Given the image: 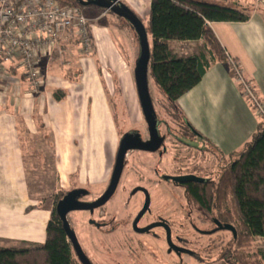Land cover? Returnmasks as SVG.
I'll use <instances>...</instances> for the list:
<instances>
[{
  "label": "crops",
  "instance_id": "0c3cea01",
  "mask_svg": "<svg viewBox=\"0 0 264 264\" xmlns=\"http://www.w3.org/2000/svg\"><path fill=\"white\" fill-rule=\"evenodd\" d=\"M119 3L133 12L142 24L143 20L148 21L151 0H119ZM238 6L243 9L240 4ZM110 15L119 19L115 14ZM209 27L226 54L236 60L242 76L251 83L264 104V12H249V20L244 23H209ZM112 30L113 27L107 25L100 29L93 27L95 53L92 56L76 55L73 58L75 65L60 73L47 69L45 87L38 94L28 92L27 81L20 70L11 68L9 76L2 81L0 249L23 250L41 246L50 219V210L30 204L22 135L34 137L47 131L60 188L75 186L72 191L87 193L90 188L92 193L107 189L121 140H118L105 90L106 82L114 88L112 76H115L124 97L128 95L134 100L137 95L134 72L128 65L123 67L120 63V52L109 35ZM167 45L170 55L177 59L203 56L210 62L199 84L181 96L174 106L190 128L192 137L214 151L226 166L253 138L260 117L244 97L228 67L211 60L203 41H170ZM55 64L58 68L53 71H58L59 62ZM65 71L66 76L62 77ZM110 71L108 78L105 72L109 75ZM55 90H63L65 98L55 101L52 98Z\"/></svg>",
  "mask_w": 264,
  "mask_h": 264
},
{
  "label": "rangeland",
  "instance_id": "374dc122",
  "mask_svg": "<svg viewBox=\"0 0 264 264\" xmlns=\"http://www.w3.org/2000/svg\"><path fill=\"white\" fill-rule=\"evenodd\" d=\"M61 1L79 7L84 17L89 20L92 47L88 52L81 53L77 42L73 38H69L68 42L65 41L62 44L64 49L62 57L51 56L47 63H41L42 75H47V69L56 73L65 70L64 68L71 69L75 65L74 57L82 54L92 56L93 52L95 53L92 29L93 27L100 29L103 25L114 29L109 32V35L120 52L122 66L128 65L129 69L135 71L140 56V43L135 29L125 18L119 17L116 20L115 17L110 15L113 14L111 12L108 13L101 9L85 6V3L91 0ZM235 1L242 6V11H246V8H248L247 10L252 12L256 10L264 12V9L259 7L260 5L255 0ZM213 2L214 0H212ZM215 3L227 5L220 1ZM146 21L143 20L145 27H147ZM94 34L96 35L97 32H94ZM147 38L150 41L148 35ZM56 61L59 62L60 69L53 71L54 68H58L55 64ZM66 73L65 71L60 75L62 77L63 75L66 76ZM111 73L112 71L108 75L105 72L108 78ZM112 77L115 84L114 88L110 86L109 82H106L108 89L104 88L114 115L118 140L126 136H132L141 141H147L149 139L147 125L137 95L135 94L134 100L128 95L124 97L121 88H119V82L115 76ZM42 86L41 91L45 87V80ZM148 89L154 113L155 130L158 136L163 139L161 148L155 153L129 152L122 165L114 194L102 208L94 210L92 214L87 211H74L68 214L69 228L74 234L81 251L90 261L93 260L95 264L105 262L104 258L101 259L100 253L104 248L112 247V241L104 238L101 234L103 230L99 229L98 231L96 227L90 224L91 219L97 222L104 218V222H113L115 226L123 218L134 217L144 206V195L140 192L133 193L134 190L140 188L146 191L149 200V208L141 225L163 221L170 224L173 233L183 235L185 239L183 247L187 250V253L182 257L184 264H226L224 261H220L219 257L229 247L231 233L229 231H216L211 235H206L214 229L210 223V217L190 209L185 199V189L173 184L172 180L177 176L192 174L196 178L217 181L226 167L225 163H222L220 157L214 151L204 144L198 143L192 137L182 123L180 116L169 107V103L166 102L149 74ZM22 136L25 177L30 204L40 209H48L51 212L61 195L76 188L75 186L67 189L59 187L55 177L54 157L47 131H42L34 137L26 134ZM109 148L110 146L107 144L106 149L109 150ZM116 156L117 151L115 158ZM115 158L113 163H115ZM90 191L85 192L86 196L80 201L81 203L90 204L104 193V191L92 193L91 188ZM198 216L206 222H200ZM109 229L107 228L105 231L109 232ZM127 229L125 231H128ZM160 233L159 230L153 232L159 237ZM173 241H175V237H173ZM157 243L163 251L166 250L162 242ZM113 246L115 247V245ZM32 248L29 247L28 249ZM249 248L252 252L261 251L264 253V240L255 239ZM173 257L169 256L168 259L174 260Z\"/></svg>",
  "mask_w": 264,
  "mask_h": 264
},
{
  "label": "trees",
  "instance_id": "16d2710c",
  "mask_svg": "<svg viewBox=\"0 0 264 264\" xmlns=\"http://www.w3.org/2000/svg\"><path fill=\"white\" fill-rule=\"evenodd\" d=\"M56 1L75 7L68 2ZM216 1L227 5L208 0H151L147 27L143 25L150 37L149 74L169 107L178 115L175 102L199 84L210 62L203 56L185 59L172 57L168 42L203 41L211 60L226 65L230 75L235 78L229 65L230 57L216 39L209 23H244L249 20L251 10L242 11L235 0ZM257 1L264 8V0ZM91 7L101 9L94 5ZM232 61L236 62L234 59ZM246 83L254 97L262 103L251 83ZM65 95L63 90L52 92V98L57 102L63 100ZM252 108L255 110L254 106ZM181 121L190 131L187 123L183 119ZM175 185L185 189V199L190 209L234 229L235 236L231 234L229 247L219 257L220 261L226 264H264V253L252 252L249 248L255 239L264 240V118L260 117L253 138L234 161L226 165L217 181ZM67 194L61 195L50 212L45 242L32 249H0V264H73L66 233L56 212V204ZM198 219L206 222L200 216Z\"/></svg>",
  "mask_w": 264,
  "mask_h": 264
},
{
  "label": "built area",
  "instance_id": "2783aa9c",
  "mask_svg": "<svg viewBox=\"0 0 264 264\" xmlns=\"http://www.w3.org/2000/svg\"><path fill=\"white\" fill-rule=\"evenodd\" d=\"M77 42L81 53L91 49L89 20L79 7L56 0H0V85L14 68L22 71L30 94H38L44 83L41 63L53 54L62 57L63 43ZM229 65L244 97L264 118V104L253 95L237 62Z\"/></svg>",
  "mask_w": 264,
  "mask_h": 264
},
{
  "label": "water",
  "instance_id": "95a60500",
  "mask_svg": "<svg viewBox=\"0 0 264 264\" xmlns=\"http://www.w3.org/2000/svg\"><path fill=\"white\" fill-rule=\"evenodd\" d=\"M85 5L87 6L94 5L96 7L103 9L104 11L107 12L109 11L113 14H116L119 17L125 18L133 26V28L137 33L140 43L139 44L140 56L135 66L134 80H135L137 97L140 104L141 112L147 125L149 139L146 142H143L137 137L134 138L132 136H126L121 139L108 187L103 193V195L100 196L95 202L91 204L79 203L77 201V198L80 195H85L86 193L84 191H77V190L69 192L61 201L58 202L56 206L57 214L61 220L67 238L72 242L74 249L76 250L77 253L80 254V257H82L80 249L77 245L74 234L71 232L69 228V224L67 221L68 214L74 211H86V210L92 211L93 209L103 206L106 203V201L114 194L116 190L121 173V168L128 152L143 151L148 153H155L161 148L163 142V139L158 136L154 125V113H153L152 103L148 89V69H149V59H150V48L148 44L147 34L142 22L136 16H134L133 12H131L128 8L120 4L119 0H112V1L91 0L88 3H85ZM172 180L174 183H178V184L204 181L202 179L189 175L174 177ZM137 191L145 192L143 189L138 188L134 190L133 193H136ZM147 209H148V199L146 201L144 208L138 215V219L147 211ZM215 225L218 230L229 231L233 236H235V231L231 226H227V225L223 226L216 221H215ZM150 228H147L142 231H147Z\"/></svg>",
  "mask_w": 264,
  "mask_h": 264
},
{
  "label": "flooded vegetation",
  "instance_id": "af4514ba",
  "mask_svg": "<svg viewBox=\"0 0 264 264\" xmlns=\"http://www.w3.org/2000/svg\"><path fill=\"white\" fill-rule=\"evenodd\" d=\"M143 142H146V141H143ZM182 176H187V175H182ZM189 176H193V175L190 174ZM177 177H180V176H177ZM202 180L208 181L205 179H202ZM173 184H176V183H173ZM137 192H140L144 195V198H145L144 206H145L146 201L148 199L147 193H145L146 191L145 192L137 191ZM85 196L86 195H80L77 198V201L81 203L80 201ZM102 207L103 206L99 208H102ZM99 208H96V209H99ZM148 208H149V200H148ZM96 209H93L92 211H89V210H86V211L92 214L94 210ZM142 209L140 210V212L142 211ZM140 212H138V214L135 215L134 217L123 218L119 220L115 224V226L113 222H109V223L104 222L103 221L104 218L100 219L97 222L91 219L90 224L93 227H96L98 231L99 229L103 230L101 234L104 236V238L106 240L112 241L111 243L112 247L108 248L109 247L108 246L104 248L100 253L101 259L104 258L105 260V262H102L101 264H184V260L182 259V257L184 256L185 253H187V250L183 247L184 240H185L184 236L181 234L173 233L171 231L170 224L163 222V221H154V222H149V223L141 225L146 212L138 219V215L140 214ZM210 223L213 224L214 229L206 233V235H211L215 233L216 231H223V230L217 229L216 225H214L215 224L214 220L210 221ZM113 226L115 227L114 230H113ZM107 228H110L109 232L105 231ZM147 228H150V229L147 231H142ZM126 229L128 231H125ZM155 230L161 231L160 237L156 234H153ZM173 237H175V241H173ZM159 241L160 243L162 242L165 245L166 250L164 251L162 250L161 246L157 243ZM66 242L70 247L71 257H72V260L74 261L73 264H93L94 263L92 259H91L92 261H90L86 257V255L81 251L77 240L76 242H77V245L80 249V252L83 258L80 257L79 253L76 252V250L73 247L72 242L67 238V236H66ZM170 244H171V247H170ZM113 245H115V247ZM169 256H174L173 257L174 260L168 259Z\"/></svg>",
  "mask_w": 264,
  "mask_h": 264
}]
</instances>
